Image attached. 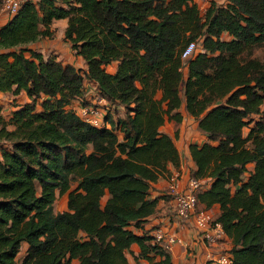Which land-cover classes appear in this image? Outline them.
I'll use <instances>...</instances> for the list:
<instances>
[{
	"label": "trees",
	"instance_id": "16d2710c",
	"mask_svg": "<svg viewBox=\"0 0 264 264\" xmlns=\"http://www.w3.org/2000/svg\"><path fill=\"white\" fill-rule=\"evenodd\" d=\"M61 20L86 70L29 48ZM263 46L264 0L213 1L204 14L195 0L24 5L0 28V91L30 100L9 120L0 110V264H129L134 244L149 264H174L150 232L135 229L156 212L152 184L180 166L160 130L180 125L183 110L207 136L190 146L191 176L208 181L199 204L220 207L215 221L232 240V264H264V62L254 56ZM86 82L125 109L108 113L110 128L70 108ZM58 195L68 196L62 213Z\"/></svg>",
	"mask_w": 264,
	"mask_h": 264
},
{
	"label": "crops",
	"instance_id": "0c3cea01",
	"mask_svg": "<svg viewBox=\"0 0 264 264\" xmlns=\"http://www.w3.org/2000/svg\"><path fill=\"white\" fill-rule=\"evenodd\" d=\"M11 19L12 17L9 15L0 13V28L4 27ZM61 21H64L67 26L66 20ZM38 43H40V41ZM36 44L31 45L29 48L43 54L45 58L54 55L52 52L49 54V52L45 53L44 50H35ZM0 53H2V51H0ZM58 60L60 61L59 58ZM78 66L75 65L76 68H81L83 70H86L87 68L82 58H80ZM116 68L117 63L113 64L108 69H115L116 71ZM89 90H94V94H89ZM98 94L99 92L95 84L86 82L83 97L75 101L70 108L75 111L83 103V101L85 102V99L86 102L89 103L88 101L91 102ZM29 101L30 100L25 93L13 95L11 93H2L0 91L1 114L6 120H9L13 112L27 104ZM119 109H122V107H119ZM182 113L183 121L180 125L167 121L160 131L173 138L181 159L179 167L169 165L168 168L171 176H179V180L182 183H185L192 175V172L196 169V165L191 157L190 146L192 144H204L207 141V136L199 130L198 122L193 117H191L185 110H183ZM10 129H12V127ZM177 132L178 136H176ZM1 159L2 156L0 152V160ZM253 167L254 165H251L249 166V169L252 170ZM168 184V177H161L152 184L151 198L158 201L156 212L148 218V222L144 225V230L135 229L136 234L142 236L144 232L152 233L155 228L162 227L170 234L176 235L183 243L174 245L170 252L174 264H209L208 256L210 252L215 254L226 253L232 256L231 250L233 248V243L227 235L218 246L211 249L205 244V242L202 241L194 218L183 220L176 216L173 201L167 195ZM200 207L206 209L204 205L200 204ZM209 211L217 217L220 213V207L216 205L212 209H209ZM27 248V244L22 245L20 257L25 255ZM140 251V247L137 244H134L127 251L126 255L129 264H149L147 260L140 258Z\"/></svg>",
	"mask_w": 264,
	"mask_h": 264
},
{
	"label": "built area",
	"instance_id": "2783aa9c",
	"mask_svg": "<svg viewBox=\"0 0 264 264\" xmlns=\"http://www.w3.org/2000/svg\"><path fill=\"white\" fill-rule=\"evenodd\" d=\"M37 0H0V13L14 17L20 9L29 2ZM196 44H190L184 51L183 60H189L196 52ZM110 102L103 96L97 95L94 100L86 105H80L75 113L86 123L96 127H108L106 116L111 111ZM208 188V181L190 176L185 183L179 180V176H170L167 195L172 199L176 216L183 220L195 219L196 227L203 242L209 248H215L225 238L226 233L221 224L215 221V216L207 209L200 207L198 194ZM153 244L161 246L167 252H171L174 245L182 244L176 235L170 234L162 227L155 228L152 233ZM209 264H232V256L223 253L210 252Z\"/></svg>",
	"mask_w": 264,
	"mask_h": 264
},
{
	"label": "rangeland",
	"instance_id": "374dc122",
	"mask_svg": "<svg viewBox=\"0 0 264 264\" xmlns=\"http://www.w3.org/2000/svg\"><path fill=\"white\" fill-rule=\"evenodd\" d=\"M199 6L200 11L204 14L211 4V2L215 1L219 5L227 4L228 0H195ZM66 29V23L64 21H56L52 26L53 37L45 38L40 41V43L36 44L35 50H44L45 53L49 54L52 52L64 65H72L78 66L80 63V57L76 55V53L72 50L70 44L65 41L64 34ZM226 39V37H224ZM254 56L259 60L264 62V46L255 50ZM79 67V66H78ZM81 69V68H80ZM110 73H114L115 69H108ZM183 73L186 76L188 74V69L185 66L183 69ZM94 94V90L90 91L89 94ZM96 96V95H95ZM91 97V96H90ZM94 97L93 99H95ZM92 99V100H93ZM84 102V101H83ZM86 102V99H85ZM90 102V101H88ZM110 110L112 113L117 114V116L123 117L125 113V109H119L116 106L110 104ZM248 128L245 129V135L248 134ZM122 137V135H120ZM76 188V184L73 186ZM107 198L103 200V205L106 203ZM68 209V196L67 195H58L57 200L54 204L55 213H62L67 211Z\"/></svg>",
	"mask_w": 264,
	"mask_h": 264
}]
</instances>
